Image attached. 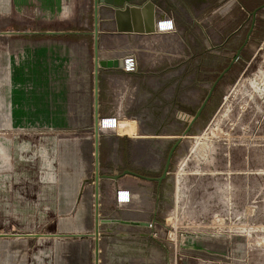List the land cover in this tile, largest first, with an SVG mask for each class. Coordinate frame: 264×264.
I'll use <instances>...</instances> for the list:
<instances>
[{"label": "rangeland", "instance_id": "1", "mask_svg": "<svg viewBox=\"0 0 264 264\" xmlns=\"http://www.w3.org/2000/svg\"><path fill=\"white\" fill-rule=\"evenodd\" d=\"M229 2L231 0H223L214 10L208 8L200 12L197 24L192 23V16L187 12L177 18L170 15L162 20L158 31L151 29L149 19L137 16L135 36L130 35L131 39L135 38V44L119 56V68L124 71H99V148L105 157L110 156L112 144L119 138L116 136L119 123L126 127L133 125V135L129 137L145 136L138 130L142 107L157 82L173 79L166 77L174 70L168 68L188 58L196 59L198 54L221 42L217 39L220 26H228L227 35L240 25L244 14L233 11ZM111 20L104 29L103 35L108 41L100 51L103 59L117 57L116 49L110 45ZM88 27L92 32L91 17ZM248 27L246 23L241 35L232 42L230 51H206L205 60L201 61L204 69L199 76V87L185 90L182 98L185 125L214 80L232 60ZM17 32L15 26L0 29V33L10 35ZM131 39L130 44L133 43ZM2 40L0 82L6 87L8 97L0 96V104L3 103L0 109V174L24 173L36 179L49 176L62 184L69 177L76 179V160L87 167L71 211L64 216L57 214L55 218L59 225L82 229L72 233L83 234L73 239L72 250L57 248L56 258L52 259L47 249L29 246L24 250V263L7 260L6 264H69L64 258L66 251L72 252L70 262L76 264H94L96 253L99 264H264V10L257 15L254 35L217 84L201 117L182 139L158 194L159 199L156 200L157 194L153 193L149 207H133L125 201L127 189L134 185L148 189L151 184L128 177L115 182L99 181V245L96 251L93 248L92 50L88 56V75H85V62L81 61L77 70L84 75L80 72L73 75L76 79L69 101L64 97V85L70 82L67 70L76 57L67 53L62 42L53 40L49 45L42 44L35 57L30 47L24 58L26 68L19 71L14 42L8 37ZM33 62L43 70L38 77L45 78L42 81H48L52 88H49L48 98L41 96L34 106L26 103L21 113L17 80L19 83L23 77L29 82V68ZM189 65L184 82L190 81L196 71L193 62ZM113 79H120L121 87L114 84ZM85 81L88 90L83 84ZM45 90L42 95H46ZM179 100L178 105L181 104ZM32 109H38L39 113ZM21 114L22 121L18 118ZM99 168L100 175L101 166ZM103 171L115 173L116 170L103 167ZM86 192L91 201L84 209L82 194L85 196ZM138 212L143 213L139 218L136 217ZM121 220L149 223L154 220L155 223L149 229L124 226L119 223Z\"/></svg>", "mask_w": 264, "mask_h": 264}, {"label": "crops", "instance_id": "2", "mask_svg": "<svg viewBox=\"0 0 264 264\" xmlns=\"http://www.w3.org/2000/svg\"><path fill=\"white\" fill-rule=\"evenodd\" d=\"M198 1L202 3L203 0ZM249 1L251 2L247 4L248 7H252L250 5L253 2L260 0ZM144 4V13L139 11L140 7L132 4L127 6L124 12L113 11L110 28L113 31L112 35L116 34L112 37V42L117 51V57L132 49L135 44V38L126 37L121 29H132L136 24L137 16L143 15L149 19L151 29L158 31L163 24L162 20H166L170 15L177 18L182 8L180 0H146ZM91 8L93 14V0H0V29L15 26L18 31L16 35H0V43L4 42L2 39L6 37L14 42L16 56L19 57L17 67L20 71L26 66L24 58L30 47L32 56L35 57L42 44L49 45L53 40L62 42L67 53L72 58L76 57L67 70L70 82L66 83L67 86L64 85V97L70 101L74 88L72 83L76 79L73 75L79 72L83 74L77 70L79 65H82L79 64L80 61L86 63L83 65L86 69L85 75H88V56L91 50L93 54V41L88 27L90 17L93 24ZM199 8L200 12H203V8L208 9L203 4H200ZM130 39L133 42L131 44ZM106 41L108 39L103 35L101 49ZM2 45L0 44V49ZM20 62L21 65H19ZM29 69L31 71L29 82H25L23 77L21 82L18 83L17 80L16 88L19 91L16 89V93L18 92L19 102L22 105L21 113H24L23 105L26 103L34 106L36 99L41 96L48 98L49 88H52L48 81L43 82L45 78L40 75L38 77V74H43V70L37 68L35 62ZM119 70L124 71L120 68ZM113 83L120 86L121 81L113 79ZM83 84L88 90V83L85 81ZM42 90L46 91V95H42ZM0 96L5 99L8 97L7 89L1 82ZM32 110L39 113L38 109ZM21 115L18 118L22 121L24 117L23 114ZM68 151L70 152V148ZM21 161L24 162L23 157ZM76 161L77 163L74 162L77 171L74 176L76 179L69 177L62 184L49 176L36 179L24 173H16L13 176L0 174V264H6L8 261L18 263L19 260L24 263V250L26 251L29 246L38 250L47 249L53 255L52 259H55L57 248L72 250L73 239L82 237L83 234H72L81 232L80 227L77 229L71 225H59L55 219L57 214L64 216L71 211L73 200L77 199V193L81 191L79 184L84 175L83 171L87 167L81 160ZM57 184H59L58 187ZM82 197L84 209H86L91 200L87 192L85 196L82 194ZM96 240L99 239L94 237V243ZM71 253L66 251L64 258L69 260V264H76L70 262Z\"/></svg>", "mask_w": 264, "mask_h": 264}, {"label": "flooded vegetation", "instance_id": "3", "mask_svg": "<svg viewBox=\"0 0 264 264\" xmlns=\"http://www.w3.org/2000/svg\"><path fill=\"white\" fill-rule=\"evenodd\" d=\"M115 1H117V0H115ZM145 1L146 0H131L130 5L132 4V5H136V6L140 7L139 11L141 13H144ZM221 1L222 0H203L201 3L198 0H180V4L182 5L180 15L183 16L187 12L189 15L192 16L191 17L192 23L197 24L196 19L199 17L198 14L201 11V9L199 8L200 4H203V5L207 6V8L214 10V8H217L216 6H218V4L221 3ZM231 2L233 3V9H234L233 11H240L241 14H244V19H242L243 21H241L240 25L234 31H231L227 35L225 34V31L227 30L228 26L226 24H224L223 26H220V28L217 30V31H219L218 32L219 36L217 37V39H220L221 42L212 45L211 48L204 50L205 52L198 54L197 55L198 57L196 58L197 60L194 57L188 58L187 60H183L180 63L174 65L173 67L168 68L170 70H173V69L174 70L170 71L171 74L166 76V77L167 78L171 77L173 79L169 80V81H161V83L157 82L158 85L155 87V90H152V92H151L152 94L149 95L147 102L142 107V110H141L142 118L138 122V130H139L140 134H144L145 136L143 138H141V137L140 138H131L129 136H124V135L118 136L116 134V136L119 138L115 139V141L112 144V150L110 152V156L108 155L106 157H105L103 150H101L99 148V145H98V162H99V167L101 166V169H102L100 176L111 177V176L118 175V176H120L119 179H121L123 177H128V178L133 179L134 181L144 182V183H148V184L152 185L148 189L143 188L141 186H137V185H134V187H129L127 189L128 192H131V191L132 192H136V191L138 192L139 189H142V190L144 189L148 193V200L146 202V205L137 206V205L131 204V205H133V207H141L143 209H145L146 207H149L148 204H150V201L152 200L153 193L157 194L156 200L159 199L158 194L161 190V187L163 186V184L166 181L168 169L171 165L172 160L174 159V156L178 150V147H181L182 140L175 147L174 151L171 154L165 178L163 180H161L160 183L157 182V179H159L161 177V175L163 174L169 152H170L171 148L173 147L175 140L177 138L176 136L179 135L180 133H182L189 123L188 122L186 125L183 123V106H182L183 99L182 98L185 95L184 94L185 90H188L189 88H198L199 87V84H200L199 76L201 74V70L204 69L201 65L202 64L201 61L205 60L204 57L206 55V51H208V50L230 51L231 50L230 47H231L232 42L236 39V37L241 35L242 30L244 28V25L246 23H249V27L244 32L242 41H240V44L234 50L233 58L235 57L236 52L238 50H240V53L237 57V59H238L239 56L241 55L244 47L246 46L247 42L250 40V38L255 33V25L257 23V15L259 12H261L264 9L259 10L256 13L255 20L253 22L252 31L249 35V38H248L246 44L244 45L247 34L250 30L251 23H252V17L249 14L253 10H255L256 8H258L259 6L264 4V0H260L258 2L252 3V5L253 4L254 5L251 8H249L247 5L249 2H251L249 0H231ZM203 9L204 10H202V11L204 12L206 10V8H203ZM238 19H241V16H238ZM121 30H123V34L125 36L127 35L126 37H129V38H131L130 35L135 34L134 33L135 32V26H133L132 29L123 28ZM114 35H116V34L111 35V40H112V37ZM91 37H92V41H93L92 34H91ZM110 45L113 46V42H112V44L110 43ZM208 53L212 54L210 52H208ZM191 61L194 63L193 66H194L196 71H195V74L190 81L186 80V82H184L183 76H184L185 70L188 69V66H190L189 64L192 63ZM229 63H228V65H229ZM222 71H221V73H222ZM227 73H225L222 76V78ZM219 75L217 76V78L219 77ZM217 78L214 80L212 85L216 82ZM221 79L217 82V84L221 81ZM217 84H216V86H217ZM211 86H210V88H211ZM216 86H215V88H216ZM213 92H214V90H213ZM213 92H212V94H213ZM206 96H207V94H206ZM211 96H210V98H211ZM179 98H181V99L179 100ZM210 98L208 99V101L210 100ZM178 100L181 103L179 105L177 102ZM203 101H202V103H203ZM208 101H207V103H208ZM200 106H199V108H200ZM205 107L203 108V110L205 109ZM203 110H202V112H203ZM195 112L193 113L192 117L194 116ZM202 112H201V114H202ZM201 114H200V117H201ZM192 117H191V119H192ZM192 127H191V129H192ZM191 129H190V131H191ZM123 137H125V138H123ZM138 148H139V150H138ZM105 163H108V165H106ZM152 164H154V165H152ZM103 167H108L109 169H115L116 171H115V173H112L111 171L104 172ZM125 171H127L129 174L123 175V173ZM118 180H116V181H118ZM101 181L102 182L103 181L115 182L113 180L106 179L105 177L102 178ZM142 214L143 213L138 212L136 217L139 218L140 216H142ZM153 215H154V213H153ZM133 222L147 223V224H149V227H142V226H132V227L149 228V229H152L153 224L155 223L154 220H152L151 223H149L147 221H144V222L143 221H133Z\"/></svg>", "mask_w": 264, "mask_h": 264}, {"label": "water", "instance_id": "4", "mask_svg": "<svg viewBox=\"0 0 264 264\" xmlns=\"http://www.w3.org/2000/svg\"><path fill=\"white\" fill-rule=\"evenodd\" d=\"M131 3V0H93V29H92V36H93V154H94V178H93V183H94V199H93V207H94V237L95 239L98 238V225H99V220H98V207H99V181L102 178H106L109 180L116 181L119 179L120 176L115 175L111 177H106V176H100L99 175V162H98V145H99V129H98V83H99V71L102 70H107V69H119L120 64H121V59L119 57H114V58H106L103 59L100 56V51H101V38L103 37L104 34V29L108 26V23H110V19H112L113 11H123L127 6H129ZM264 9V4L253 10L249 15L252 17V23L250 30L247 34L246 40L244 45L246 44L249 35L252 31L253 28V22L255 20V15L259 10ZM115 13V12H114ZM10 34V33H7ZM240 53V50L236 52L235 57L230 61L229 65L222 71V73L219 75L217 78L216 82L211 86V88L208 90L207 96L205 97L203 103L201 104L200 108L195 112L194 116L192 119L189 121L187 127L185 130L177 135L175 143L173 147L171 148L165 168L163 171V174L159 179H157V182L160 183L161 180H163L166 176L168 165H169V160L171 157L172 152L174 151L175 147L181 142L182 137L187 136L188 133L190 132L191 127L193 124L196 122V120L200 117V114L203 110V108L206 106L208 99L212 95V92L217 84V82L222 78V76L227 73L232 65L235 63L238 55ZM129 174L127 171L123 173V175ZM121 225L124 226H142V227H149V224L147 223H140V222H133V221H124L121 220L119 221ZM110 232V231H108ZM94 248L97 250L98 248V241L94 243ZM94 264H98L97 262V253L95 254L94 258Z\"/></svg>", "mask_w": 264, "mask_h": 264}, {"label": "bare ground", "instance_id": "5", "mask_svg": "<svg viewBox=\"0 0 264 264\" xmlns=\"http://www.w3.org/2000/svg\"><path fill=\"white\" fill-rule=\"evenodd\" d=\"M1 34V33H0ZM2 34H7V33H2ZM260 92V91H259ZM136 97V96H135ZM134 98V97H133ZM119 126H117V130L116 132L120 133V134H125V135H133V131H134V127L133 125L131 126H127L124 123H119ZM117 133V134H118ZM120 136V135H119ZM187 136L182 137L186 138ZM94 155V154H93ZM153 161V160H152ZM150 163V162H149ZM148 163V164H149ZM154 165V164H152ZM151 166V165H150ZM153 167V166H152ZM125 201L128 204H133V205H137V206H143L146 205L147 202V197H146V192L145 191H136V192H128V195L125 196ZM96 251V250H95ZM99 264V263H98Z\"/></svg>", "mask_w": 264, "mask_h": 264}, {"label": "built area", "instance_id": "6", "mask_svg": "<svg viewBox=\"0 0 264 264\" xmlns=\"http://www.w3.org/2000/svg\"><path fill=\"white\" fill-rule=\"evenodd\" d=\"M2 105H3V103L0 104V109H1Z\"/></svg>", "mask_w": 264, "mask_h": 264}]
</instances>
